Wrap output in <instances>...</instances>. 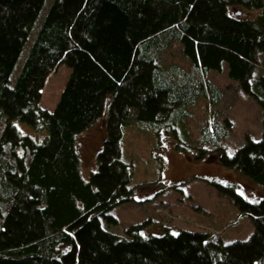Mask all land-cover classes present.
Returning a JSON list of instances; mask_svg holds the SVG:
<instances>
[{"label": "trees", "instance_id": "obj_1", "mask_svg": "<svg viewBox=\"0 0 264 264\" xmlns=\"http://www.w3.org/2000/svg\"><path fill=\"white\" fill-rule=\"evenodd\" d=\"M172 44L187 68L162 62ZM260 52L264 0H0V264H264V196L249 202L233 184L209 181L251 218L246 240L169 227L147 234L151 219L124 235L101 224H117L111 209L134 200L121 147L128 126L150 129L160 145L170 136L191 161L214 160L264 188V75L252 79ZM223 62L262 119L260 139L246 134L231 154L227 119L203 124L195 140L176 125L199 100L218 104L205 76ZM62 64L59 99L42 108ZM14 120L45 137L22 134ZM97 121L102 146L85 179L78 136Z\"/></svg>", "mask_w": 264, "mask_h": 264}, {"label": "rangeland", "instance_id": "obj_2", "mask_svg": "<svg viewBox=\"0 0 264 264\" xmlns=\"http://www.w3.org/2000/svg\"><path fill=\"white\" fill-rule=\"evenodd\" d=\"M51 1L47 0V3ZM161 55L164 65L173 63L188 67V61L174 44ZM258 58L252 79L264 75V53L260 52ZM68 75L69 68L64 64L50 74L42 90L40 107L50 110L55 107ZM205 77L219 89L220 100L216 105L199 100L189 109L186 119L177 120L179 137H183L182 131L186 129L192 139H199L203 124H221L227 119L230 127L223 141L227 153H233L243 143L246 134L260 139V106L228 77L226 63L223 62L221 72L212 70ZM13 124L22 134L38 142L45 137V131H38L17 120ZM103 135V122L97 121L78 136L80 168L85 179L96 169V154L102 146ZM173 143L174 139L168 136L164 137L163 145L158 144L154 133L145 127L128 126L125 129L121 144L122 158L130 163L131 182L137 188L133 201L111 209L110 213L117 218V224L102 220V226L110 232L124 235L126 226L151 219L147 234H159L163 227H169L172 231L211 232L216 240L223 243L248 239L254 231L251 218L226 195L220 194L209 181L235 185L237 191L252 203L264 196V188L239 171L214 160L193 162L189 156L177 151Z\"/></svg>", "mask_w": 264, "mask_h": 264}]
</instances>
